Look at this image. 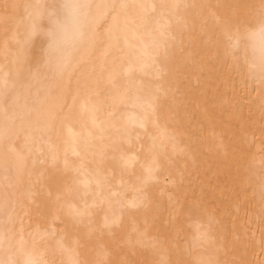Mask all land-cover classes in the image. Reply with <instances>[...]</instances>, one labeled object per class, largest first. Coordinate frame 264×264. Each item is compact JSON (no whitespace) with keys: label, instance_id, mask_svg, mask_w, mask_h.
Wrapping results in <instances>:
<instances>
[{"label":"bare ground","instance_id":"bare-ground-1","mask_svg":"<svg viewBox=\"0 0 264 264\" xmlns=\"http://www.w3.org/2000/svg\"><path fill=\"white\" fill-rule=\"evenodd\" d=\"M62 2L0 0V259L264 264L261 0H86L58 71Z\"/></svg>","mask_w":264,"mask_h":264},{"label":"snow or ice","instance_id":"snow-or-ice-1","mask_svg":"<svg viewBox=\"0 0 264 264\" xmlns=\"http://www.w3.org/2000/svg\"><path fill=\"white\" fill-rule=\"evenodd\" d=\"M26 9L32 8L40 10L42 8H50L52 11L48 12L50 22L54 26L55 31L50 29L48 31V36L51 38L49 43V49L56 54L57 62L56 68L58 71L62 70L67 66V63L70 59L71 52L68 51V46L76 48L77 45L82 43L84 36V30L87 25V21L90 17V10L93 5L86 2V0H63L58 6L55 4L52 5H25ZM97 9L105 8L109 9L113 14V19H115L119 12L118 10H126L129 8L127 4H105V5H96ZM131 7L144 8L143 5H132ZM152 10L155 11V5L151 6ZM32 13H29L31 18ZM62 17V19L60 18ZM259 35L260 39V48L258 59L254 62L248 63V71L252 75H257L262 83H264V0H261L260 3V14H259ZM255 33H250L254 35ZM112 39H118L117 37H112ZM6 83V82H5ZM261 170V181L264 185V157L260 160ZM3 238H0V245L3 244ZM63 247V245H62ZM11 250V246L9 248ZM66 252H70V249L65 248ZM0 264H37L36 261L27 259L24 261H16L9 256L7 259H0ZM70 264H79L78 261L72 260Z\"/></svg>","mask_w":264,"mask_h":264}]
</instances>
